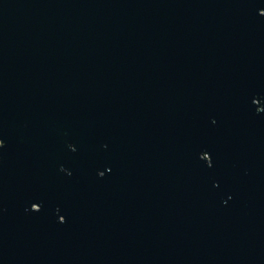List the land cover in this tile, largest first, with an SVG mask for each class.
I'll return each mask as SVG.
<instances>
[{"label": "water", "instance_id": "water-1", "mask_svg": "<svg viewBox=\"0 0 264 264\" xmlns=\"http://www.w3.org/2000/svg\"><path fill=\"white\" fill-rule=\"evenodd\" d=\"M0 264H264V0H0Z\"/></svg>", "mask_w": 264, "mask_h": 264}, {"label": "flooded vegetation", "instance_id": "flooded-vegetation-1", "mask_svg": "<svg viewBox=\"0 0 264 264\" xmlns=\"http://www.w3.org/2000/svg\"><path fill=\"white\" fill-rule=\"evenodd\" d=\"M60 170L64 171V173H68V171L65 170V169H63L62 167L60 168ZM32 209H33V210H38L39 207H38L37 205H33V206H32Z\"/></svg>", "mask_w": 264, "mask_h": 264}]
</instances>
